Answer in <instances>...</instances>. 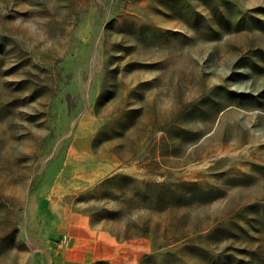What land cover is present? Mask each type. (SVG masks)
<instances>
[{
  "label": "rangeland",
  "instance_id": "obj_1",
  "mask_svg": "<svg viewBox=\"0 0 264 264\" xmlns=\"http://www.w3.org/2000/svg\"><path fill=\"white\" fill-rule=\"evenodd\" d=\"M58 216L264 264V0H0V264H52Z\"/></svg>",
  "mask_w": 264,
  "mask_h": 264
},
{
  "label": "crops",
  "instance_id": "obj_2",
  "mask_svg": "<svg viewBox=\"0 0 264 264\" xmlns=\"http://www.w3.org/2000/svg\"><path fill=\"white\" fill-rule=\"evenodd\" d=\"M49 229L56 236H63L61 256L54 255L52 264H130L147 251V244L139 239L118 241L98 233L78 217L72 216L64 226L60 216L53 217ZM59 258V259H58Z\"/></svg>",
  "mask_w": 264,
  "mask_h": 264
}]
</instances>
